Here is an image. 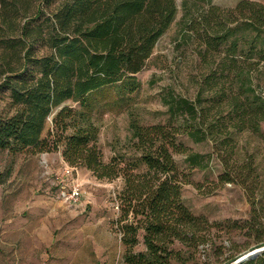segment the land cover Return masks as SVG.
<instances>
[{
    "label": "trees",
    "instance_id": "16d2710c",
    "mask_svg": "<svg viewBox=\"0 0 264 264\" xmlns=\"http://www.w3.org/2000/svg\"><path fill=\"white\" fill-rule=\"evenodd\" d=\"M175 14V0H0V92H8L12 106L0 117V151L37 154L62 145L67 165L85 168L99 180L122 178V243L130 264H184L185 257L171 248L175 243L195 254L209 242L215 259L209 254L198 264H230L245 251L264 247L261 200L249 182L256 169L252 161H232L236 133L261 135L264 98L253 88L239 87L232 95L218 90L217 107L168 93L163 97L166 123H130L133 157L114 155L104 162L98 146L94 107L112 94L122 99L135 93L136 75ZM231 14L243 20L240 32L249 31V36L238 31L208 34L204 44L213 49L232 39L219 75L241 77L236 72L239 56L264 63V5L241 0ZM214 77L213 72L208 80ZM224 101L226 113L220 107ZM49 118L52 129L43 137ZM180 137L210 141L212 151L194 152ZM175 154L185 156L190 173L205 169L214 155L222 166L219 180L244 189L249 219L210 222L194 215L181 197L182 186L192 183L190 173L180 171ZM4 181L0 173V185ZM139 230L146 250L132 253ZM213 232H240L249 241L239 245L229 238V247H217L211 242ZM237 264H264V251Z\"/></svg>",
    "mask_w": 264,
    "mask_h": 264
},
{
    "label": "rangeland",
    "instance_id": "374dc122",
    "mask_svg": "<svg viewBox=\"0 0 264 264\" xmlns=\"http://www.w3.org/2000/svg\"><path fill=\"white\" fill-rule=\"evenodd\" d=\"M240 1L186 0L184 3V0H175V18L136 75L135 93L122 99L112 94L93 109L104 162H109L114 155L133 157L131 122L152 125L168 121L167 107L163 103L168 93L196 101L203 107H217L218 90L232 95L239 87L243 90L251 87L264 98L263 62L256 58L243 60V56H239L241 62L236 72L241 73V77H236L235 72L220 76L219 65L226 59L232 39L213 49L204 44L208 34L240 32L243 20L231 14ZM250 1L264 5V0ZM240 33L245 37L250 34L249 31ZM213 72L216 77L208 80ZM220 107L226 113V101ZM10 112L8 92H0V117ZM50 120H47L43 137L52 129ZM260 133L264 135V119L260 122ZM261 135L249 131L236 133L233 136L236 154L232 161L253 162L256 172L249 182L261 200L259 215L264 221ZM179 139L194 152L212 151L210 141L194 143L186 137ZM61 146L55 151L37 154L0 151V173L5 176L0 185V264H130L122 243V226L126 222L120 220L125 216L118 198L124 187L122 178L99 180L82 167L72 168L66 174ZM184 158L181 154L174 155L180 171L190 173ZM221 172L222 166L214 155L205 169L192 170V183L181 188L182 202L194 215H202L210 222L249 219L251 206L244 189L236 183L221 182ZM255 175H259L260 184ZM73 183L80 185L76 203L65 199ZM128 219L132 220L131 214ZM143 234L139 230L138 244L132 253L146 250ZM229 238L239 245L249 241L240 232L230 235L213 232L211 242L217 247H229ZM171 248L185 257L184 264L204 262L209 254L215 259L210 242L200 246L195 254L179 243ZM172 264L183 263L173 261Z\"/></svg>",
    "mask_w": 264,
    "mask_h": 264
},
{
    "label": "built area",
    "instance_id": "2783aa9c",
    "mask_svg": "<svg viewBox=\"0 0 264 264\" xmlns=\"http://www.w3.org/2000/svg\"><path fill=\"white\" fill-rule=\"evenodd\" d=\"M74 167H71L69 165L66 166L65 173L69 174L71 172V169ZM65 193H63L64 195ZM80 195V185L78 183H73L70 187V190L65 195L66 201L76 203Z\"/></svg>",
    "mask_w": 264,
    "mask_h": 264
},
{
    "label": "water",
    "instance_id": "95a60500",
    "mask_svg": "<svg viewBox=\"0 0 264 264\" xmlns=\"http://www.w3.org/2000/svg\"><path fill=\"white\" fill-rule=\"evenodd\" d=\"M261 251H264V247H260L254 250H250L248 252H246L245 254L241 255L240 257H238L234 262L230 263V264H237L241 261H244L250 257L255 256L256 254L260 253Z\"/></svg>",
    "mask_w": 264,
    "mask_h": 264
}]
</instances>
